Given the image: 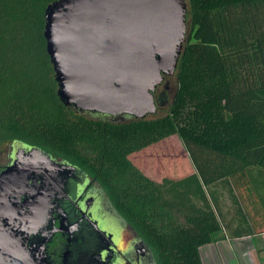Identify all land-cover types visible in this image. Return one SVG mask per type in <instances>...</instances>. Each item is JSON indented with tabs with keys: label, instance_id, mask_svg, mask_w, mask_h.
<instances>
[{
	"label": "trees",
	"instance_id": "16d2710c",
	"mask_svg": "<svg viewBox=\"0 0 264 264\" xmlns=\"http://www.w3.org/2000/svg\"><path fill=\"white\" fill-rule=\"evenodd\" d=\"M56 1L0 0V170L13 142L40 148L102 188L158 264H201L199 247L222 238L221 196L236 197L246 216L252 190L264 205V0H185L189 32L169 109L124 122L59 99L44 38ZM173 136L193 173L182 153L160 181L130 161Z\"/></svg>",
	"mask_w": 264,
	"mask_h": 264
},
{
	"label": "water",
	"instance_id": "95a60500",
	"mask_svg": "<svg viewBox=\"0 0 264 264\" xmlns=\"http://www.w3.org/2000/svg\"><path fill=\"white\" fill-rule=\"evenodd\" d=\"M187 11L185 0L50 4L44 38L59 99L96 118L124 122L153 115L163 105L156 89L176 74L188 38ZM10 147L9 163L0 170V264H44L52 215L78 168L37 147ZM109 250L100 254L103 262Z\"/></svg>",
	"mask_w": 264,
	"mask_h": 264
},
{
	"label": "flooded vegetation",
	"instance_id": "af4514ba",
	"mask_svg": "<svg viewBox=\"0 0 264 264\" xmlns=\"http://www.w3.org/2000/svg\"><path fill=\"white\" fill-rule=\"evenodd\" d=\"M155 98L164 102L165 95ZM120 218L102 188L78 168L52 215L44 264H158ZM108 248L103 262L100 254Z\"/></svg>",
	"mask_w": 264,
	"mask_h": 264
},
{
	"label": "crops",
	"instance_id": "0c3cea01",
	"mask_svg": "<svg viewBox=\"0 0 264 264\" xmlns=\"http://www.w3.org/2000/svg\"><path fill=\"white\" fill-rule=\"evenodd\" d=\"M188 172L194 168L188 156H183ZM246 187L240 188L244 189ZM244 193V190L242 191ZM259 193V194H258ZM264 193V186L257 195ZM220 216L223 227L221 239L199 247L201 264H264V205L251 191L249 199L244 196L246 215L238 206L237 198L228 194L220 197ZM253 232L252 235L247 233Z\"/></svg>",
	"mask_w": 264,
	"mask_h": 264
},
{
	"label": "rangeland",
	"instance_id": "374dc122",
	"mask_svg": "<svg viewBox=\"0 0 264 264\" xmlns=\"http://www.w3.org/2000/svg\"><path fill=\"white\" fill-rule=\"evenodd\" d=\"M187 22L189 27V19H187ZM166 85H168L167 89L165 88ZM176 89V76L166 77L162 85L156 89L155 95V97H157L164 93L165 100L163 105H157L156 112L153 115H147L146 119H155L164 116L169 109ZM11 151H13V148L8 147V155L11 154ZM180 153L185 154V149L178 137L173 136L152 145L143 151L130 155L129 159L149 178L155 181H160L165 177L169 178L175 175V157ZM6 159L7 157L5 158L4 156V161L1 162L2 165L6 163Z\"/></svg>",
	"mask_w": 264,
	"mask_h": 264
}]
</instances>
